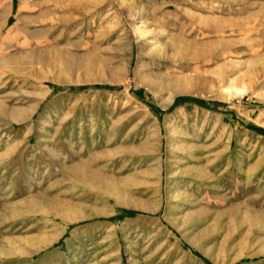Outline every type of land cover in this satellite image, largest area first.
Returning <instances> with one entry per match:
<instances>
[{"label":"rangeland","instance_id":"rangeland-1","mask_svg":"<svg viewBox=\"0 0 264 264\" xmlns=\"http://www.w3.org/2000/svg\"><path fill=\"white\" fill-rule=\"evenodd\" d=\"M0 264H264V0H0Z\"/></svg>","mask_w":264,"mask_h":264}]
</instances>
